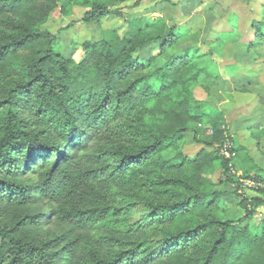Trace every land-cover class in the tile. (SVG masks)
<instances>
[{"label":"trees","instance_id":"16d2710c","mask_svg":"<svg viewBox=\"0 0 264 264\" xmlns=\"http://www.w3.org/2000/svg\"><path fill=\"white\" fill-rule=\"evenodd\" d=\"M117 1L0 0V264H264V224L251 225L263 201L226 220L212 180L217 164L232 172L225 116L195 95L220 77L212 50H182L164 17H140L83 43L73 64L41 29L60 4L86 8L85 24L119 19ZM262 16L247 52L264 42V3ZM150 44L157 54L137 58ZM189 132L203 146L193 158ZM231 142L264 194V169ZM129 203L150 219L131 223Z\"/></svg>","mask_w":264,"mask_h":264},{"label":"rangeland","instance_id":"374dc122","mask_svg":"<svg viewBox=\"0 0 264 264\" xmlns=\"http://www.w3.org/2000/svg\"><path fill=\"white\" fill-rule=\"evenodd\" d=\"M263 3L264 0H118L113 9L121 10L122 17L109 18L100 25L82 22L86 8L75 5L70 8L69 15H64L60 4L41 29L57 35L56 50L76 64L83 57V43L102 40L104 31L109 32V36L114 31L123 36L126 20L164 17L170 26L182 33L180 49L201 47L212 50L219 65L220 77L200 80L201 85L210 87L209 95L202 86L196 89L195 95L205 101L209 115L222 113L225 116L226 137L231 147V140L246 147L264 169V42L249 52L245 49L254 37L252 23L262 20ZM157 52L158 45L150 44L142 48L136 57L149 59ZM181 149L187 157L193 158L203 146L197 144L192 132H189ZM231 160L232 172L228 180L219 164L212 177L217 184L216 190L223 193L225 218L230 221L243 218L242 199L248 202L260 199L263 202L251 225L262 226L263 187L242 180L241 165L236 158ZM125 211L131 223L150 219L146 207L138 203H129ZM150 238L152 246L160 242L159 237Z\"/></svg>","mask_w":264,"mask_h":264},{"label":"built area","instance_id":"2783aa9c","mask_svg":"<svg viewBox=\"0 0 264 264\" xmlns=\"http://www.w3.org/2000/svg\"><path fill=\"white\" fill-rule=\"evenodd\" d=\"M220 153H221V155L225 156L228 159L235 158V153L233 152V146L231 147V145L229 144V140L221 148V152ZM257 186L261 187V185H257Z\"/></svg>","mask_w":264,"mask_h":264}]
</instances>
